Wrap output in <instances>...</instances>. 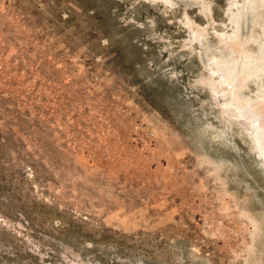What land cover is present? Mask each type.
Instances as JSON below:
<instances>
[{"label":"rangeland","instance_id":"1","mask_svg":"<svg viewBox=\"0 0 264 264\" xmlns=\"http://www.w3.org/2000/svg\"><path fill=\"white\" fill-rule=\"evenodd\" d=\"M236 1L0 0V264H264V145L211 76L259 56Z\"/></svg>","mask_w":264,"mask_h":264},{"label":"bare ground","instance_id":"2","mask_svg":"<svg viewBox=\"0 0 264 264\" xmlns=\"http://www.w3.org/2000/svg\"><path fill=\"white\" fill-rule=\"evenodd\" d=\"M234 5L235 7L238 6L237 13H234V20L237 21V19L239 20L250 8H252V10L261 9L264 6V0H244L242 4L236 1ZM262 19L264 20V18ZM261 27L264 34V26ZM235 36L231 34V36H229L230 40L227 39L229 40L227 44L231 46V49H234V54L237 53L238 57L234 59H224L222 61L214 60L216 68H213V74L211 76L214 77L216 74L220 76V81L216 83L219 84L220 87L219 94H229L232 96L231 101L226 103V106L231 110L234 109V114H236L237 117H244L248 121L249 126L247 125V127L248 130L250 129L253 133V139L257 141V144L262 146L264 145L261 142V140L264 141V96L262 95L264 93L260 92L259 99H248L244 101L239 95V89L244 88L245 82L252 77H257V79L261 80V75L264 73V39L254 40L255 44L257 43L259 46V56L253 57L252 53L248 51L249 48L247 49L250 44L248 43L249 45H247L246 42H243L242 38ZM239 68L240 70H238ZM244 123H246V121H244ZM244 125L246 126V124ZM259 153L264 158V146L259 148Z\"/></svg>","mask_w":264,"mask_h":264}]
</instances>
